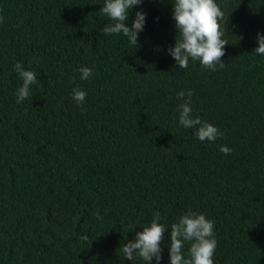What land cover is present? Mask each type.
<instances>
[{"label": "trees", "instance_id": "1", "mask_svg": "<svg viewBox=\"0 0 264 264\" xmlns=\"http://www.w3.org/2000/svg\"><path fill=\"white\" fill-rule=\"evenodd\" d=\"M104 2L0 0V264H144L122 246L154 211L169 264L170 227L189 209L214 222V264H264V0H216L228 41L216 71L169 55L173 0L133 6L129 27L146 13L138 46L101 32ZM16 62L38 80L20 104ZM182 90L222 138L179 125Z\"/></svg>", "mask_w": 264, "mask_h": 264}, {"label": "clouds", "instance_id": "2", "mask_svg": "<svg viewBox=\"0 0 264 264\" xmlns=\"http://www.w3.org/2000/svg\"><path fill=\"white\" fill-rule=\"evenodd\" d=\"M143 0H105L100 12L107 16L111 23H106L101 29L104 35L120 34L128 38L132 45L138 46V35L143 31L146 13L143 10L136 11L131 27L126 24L133 6L140 5ZM172 18L177 30L174 46L167 51L176 61L179 68L187 69L189 60L199 61L202 67L216 71L225 66L223 57L225 45L224 39V12L216 0H173ZM0 16V23H3ZM258 47L253 52L264 56V34L257 32ZM14 70L22 80V84L16 92V103L20 104L31 95L30 88L37 84V75L34 71L26 69L21 62L14 64ZM80 78L88 80L92 75V69L81 66L78 69ZM42 86V85H41ZM43 87V86H42ZM86 92L79 86L72 90V97L85 112L83 106ZM191 90L179 91L177 98L182 101L179 105V125L185 129H196L195 135L200 141H216L222 138L221 132L214 124L193 115L191 107ZM220 151L229 154L231 149L221 146ZM94 215L98 220L103 217L97 210ZM162 216L159 211H154L150 223L142 225V231H137L135 237L122 246L124 257L135 262L139 257L145 264H152L155 258L156 264L162 259L161 243L164 239L165 224L161 223ZM169 244V264H214L213 256L217 247L214 235V222L202 212L189 209L171 225ZM82 240L87 241L88 236L83 235ZM188 244V256L183 249Z\"/></svg>", "mask_w": 264, "mask_h": 264}]
</instances>
